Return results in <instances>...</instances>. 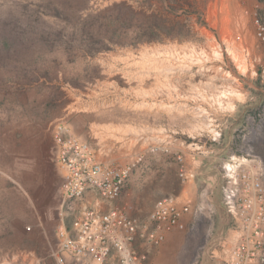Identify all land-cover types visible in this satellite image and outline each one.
<instances>
[{
  "label": "rangeland",
  "instance_id": "rangeland-1",
  "mask_svg": "<svg viewBox=\"0 0 264 264\" xmlns=\"http://www.w3.org/2000/svg\"><path fill=\"white\" fill-rule=\"evenodd\" d=\"M232 1L242 49L224 0H0V264H81L63 260L57 239L61 120L101 159L138 161L120 201L138 220L182 192L183 155L193 210L149 264H227L240 224L223 202V161L248 154L264 165V51L248 6ZM176 22L184 36L148 30ZM88 34L160 40L93 57L78 42Z\"/></svg>",
  "mask_w": 264,
  "mask_h": 264
},
{
  "label": "built area",
  "instance_id": "built-area-1",
  "mask_svg": "<svg viewBox=\"0 0 264 264\" xmlns=\"http://www.w3.org/2000/svg\"><path fill=\"white\" fill-rule=\"evenodd\" d=\"M240 1L248 6L254 36L264 51V0ZM53 142L63 174V216L57 228L63 260L148 264V247L161 246L175 231L186 228L194 201L186 186L194 174L183 155L178 159L184 189L159 200L142 221L120 204L138 161L120 164L101 159L96 147L74 133L66 120L54 126ZM221 173L224 205L240 224L227 264H264V165L255 156L231 155L224 159Z\"/></svg>",
  "mask_w": 264,
  "mask_h": 264
},
{
  "label": "trees",
  "instance_id": "trees-1",
  "mask_svg": "<svg viewBox=\"0 0 264 264\" xmlns=\"http://www.w3.org/2000/svg\"><path fill=\"white\" fill-rule=\"evenodd\" d=\"M89 22H85L84 25H82V27H87ZM97 22H93V24L91 25L92 28L97 27L99 30L102 28L103 24L97 26L96 25ZM109 24H106V28H109ZM175 28H179V30H182V33H180V36H184V29H186V26L183 25L180 22H176L173 25L171 24L170 26L166 23H164L163 25H157L156 23L149 26L148 30H155L158 31L159 33H165L168 36H175L173 34H175ZM187 31V30H186ZM188 32V31H187ZM89 35V34H88ZM86 37H80L78 39L79 43L85 42L84 45H81L82 48H84L85 50H88V52H90L91 56H96L97 54L103 53V52H107L109 50H111L112 48H116V47H123V46H139L142 44H149L155 41L160 40L159 36H149V37H134V38H130V39H124V38H120V37H114V36H98V35H89Z\"/></svg>",
  "mask_w": 264,
  "mask_h": 264
},
{
  "label": "bare ground",
  "instance_id": "bare-ground-1",
  "mask_svg": "<svg viewBox=\"0 0 264 264\" xmlns=\"http://www.w3.org/2000/svg\"><path fill=\"white\" fill-rule=\"evenodd\" d=\"M224 9H228L227 11H229V15H231V19L233 22V30L235 32L234 35V39L235 41H233L240 49H242V44L245 45L244 42L240 41L241 37L245 40L246 38V32H245V20L243 19L242 14L240 13V10L238 9V7L234 4V2L232 0H224V2L222 3ZM220 8V7H219ZM226 11V13H228ZM225 14V13H222ZM223 16V15H222ZM216 46V45H215ZM214 51L216 52L215 54H219V47L213 48ZM216 49V50H215ZM232 53V52H231ZM221 54V53H220ZM224 101V100H223ZM221 102V100H220ZM227 103V102H224ZM232 103V102H231ZM229 103H227L228 105ZM223 105V104H222ZM230 105V104H229ZM226 107V106H225Z\"/></svg>",
  "mask_w": 264,
  "mask_h": 264
},
{
  "label": "crops",
  "instance_id": "crops-1",
  "mask_svg": "<svg viewBox=\"0 0 264 264\" xmlns=\"http://www.w3.org/2000/svg\"><path fill=\"white\" fill-rule=\"evenodd\" d=\"M187 186H188V185H187ZM190 189H191V188H190ZM189 191H190V190H189ZM169 237H170V236H169ZM169 237H168V238H169ZM151 249H152V246H150V247L147 248L148 254H150ZM148 264H149V258H148Z\"/></svg>",
  "mask_w": 264,
  "mask_h": 264
}]
</instances>
